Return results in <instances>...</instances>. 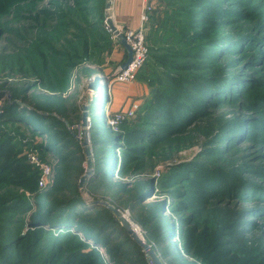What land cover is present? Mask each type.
Instances as JSON below:
<instances>
[{
  "label": "rangeland",
  "instance_id": "1",
  "mask_svg": "<svg viewBox=\"0 0 264 264\" xmlns=\"http://www.w3.org/2000/svg\"><path fill=\"white\" fill-rule=\"evenodd\" d=\"M106 2L0 0V264H152L96 201L164 264H264V0H156L128 82Z\"/></svg>",
  "mask_w": 264,
  "mask_h": 264
},
{
  "label": "water",
  "instance_id": "2",
  "mask_svg": "<svg viewBox=\"0 0 264 264\" xmlns=\"http://www.w3.org/2000/svg\"><path fill=\"white\" fill-rule=\"evenodd\" d=\"M112 3H113V0H107V2H106V5H105V20L107 21L108 27L110 28V30L113 33V35L118 39L120 45H122L125 48V50H126L127 58H126V61L124 62V64L120 68V71H123L133 61V51L131 49V46L128 44L125 36L123 35V33H121L119 29H117V27L115 26V24L113 22L112 15L110 13V10L112 8ZM88 115H89L88 108L85 107L84 108V112H83V117H82V126L84 128L87 126ZM84 148H85L87 159L89 160V165H90V168H91V166H92V160H91L92 152H91V149H90V146H89V142H88V140L86 138L84 140ZM90 173L91 172L89 171L88 173L83 175L82 178L80 179L79 186H80L82 191H84L86 178L88 177V175ZM94 203H97L99 205H104V206L108 207L115 214V216H117V218L121 222V225L125 229L126 233L130 236L131 239H133L135 241L136 244H138L143 249V251L148 256V258L150 259L152 264H164L162 262L160 256L153 249V247H151L149 244H147L143 237L142 238L139 237V234L135 231V229L133 227V224L129 221V219L127 218L126 215H124L119 210H117L115 207H113L112 205H110V204H108L106 202L96 201Z\"/></svg>",
  "mask_w": 264,
  "mask_h": 264
},
{
  "label": "built area",
  "instance_id": "3",
  "mask_svg": "<svg viewBox=\"0 0 264 264\" xmlns=\"http://www.w3.org/2000/svg\"><path fill=\"white\" fill-rule=\"evenodd\" d=\"M142 9L140 16V26L136 29H130L123 32L128 44L133 51V61L123 71H118L115 75L117 82H128L135 80L136 73L145 64L148 56V48L146 44L145 24L149 20V14L153 10V4L156 0H141ZM115 122H111L112 126H115ZM42 174L39 179V186L41 189L51 181L52 171L50 167L41 165Z\"/></svg>",
  "mask_w": 264,
  "mask_h": 264
},
{
  "label": "crops",
  "instance_id": "4",
  "mask_svg": "<svg viewBox=\"0 0 264 264\" xmlns=\"http://www.w3.org/2000/svg\"><path fill=\"white\" fill-rule=\"evenodd\" d=\"M121 27L136 29L140 26L141 0H113Z\"/></svg>",
  "mask_w": 264,
  "mask_h": 264
},
{
  "label": "trees",
  "instance_id": "5",
  "mask_svg": "<svg viewBox=\"0 0 264 264\" xmlns=\"http://www.w3.org/2000/svg\"><path fill=\"white\" fill-rule=\"evenodd\" d=\"M169 2H173V1H178V0H168ZM168 29V32L171 34L172 33V30H170L169 28H167ZM99 30H101L102 32H105L106 31V29H104V28H102L101 26H100V29ZM165 33H167V32H165ZM169 33H168V35H169ZM167 36H166V34H164L163 35V37H162V39H164V38H166ZM179 37V36H178ZM184 37H186V36H184V35H181L180 36V38H178V40H177V44L178 43H180V39L181 38H184ZM177 38V36L174 38V39H176ZM174 41V40H173ZM175 42V41H174ZM2 93V92H1ZM15 115L16 116H18L22 121H28V117L27 116H25V115H21V114H18V113H15ZM81 200H82V202H80V204L81 205H83V206H87L85 203H84V200L81 198ZM100 207H104L106 210H108L107 212H108V215H107V217H109L110 219L113 217V215H115L108 207H106V206H104V205H99ZM118 228V230H119V232L120 233H123L122 235L124 236V237H126V241L127 242H130V244H132L136 249H137V251H138V253L140 254L142 251H143V249L138 245V244H136L135 243V241L133 240V239H131L130 238V236L126 233V231H125V229L123 228V226H118L117 227ZM124 230V231H123ZM125 232V233H124ZM143 253L145 254V252L143 251ZM146 255V254H145Z\"/></svg>",
  "mask_w": 264,
  "mask_h": 264
},
{
  "label": "bare ground",
  "instance_id": "6",
  "mask_svg": "<svg viewBox=\"0 0 264 264\" xmlns=\"http://www.w3.org/2000/svg\"><path fill=\"white\" fill-rule=\"evenodd\" d=\"M102 78V77H101ZM94 92V91H93ZM135 229V228H134ZM135 231H136V229H135ZM137 232V231H136ZM139 237H141L140 235H139ZM142 238V237H141Z\"/></svg>",
  "mask_w": 264,
  "mask_h": 264
}]
</instances>
